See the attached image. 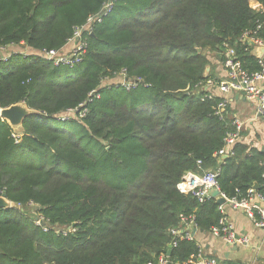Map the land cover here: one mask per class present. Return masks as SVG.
Instances as JSON below:
<instances>
[{
	"label": "trees",
	"instance_id": "16d2710c",
	"mask_svg": "<svg viewBox=\"0 0 264 264\" xmlns=\"http://www.w3.org/2000/svg\"><path fill=\"white\" fill-rule=\"evenodd\" d=\"M106 1L0 0V47L13 50L0 61V109L23 104L34 112L18 143L0 118V197L16 206L0 210V264H146L167 255L181 214L210 233L221 219L215 201L200 204L177 190L187 173L202 174L198 162L218 172L228 199L254 186L264 198V152L237 142L233 155L218 159L232 112L216 115L222 99L194 88L212 79L208 53L222 62L224 44L248 72L259 71L239 43L259 18L252 0H115L84 36L79 65L14 53L21 45L63 49ZM120 73L137 85H103ZM94 92L99 98L88 102ZM85 103L82 119L61 120ZM32 213L52 230L43 232ZM69 227L74 233L55 232ZM197 251L195 241H180L169 263Z\"/></svg>",
	"mask_w": 264,
	"mask_h": 264
},
{
	"label": "built area",
	"instance_id": "2783aa9c",
	"mask_svg": "<svg viewBox=\"0 0 264 264\" xmlns=\"http://www.w3.org/2000/svg\"><path fill=\"white\" fill-rule=\"evenodd\" d=\"M115 0H107L101 10L87 18L84 25L73 29V35L68 40L66 45H69V50L61 49L56 50H43L41 52H34L26 48L25 46H19L21 51H14V53L20 52L24 57L35 55L44 61L51 62L55 66H66L69 68L79 65L85 54L87 43L84 38L85 35L91 34L95 25L101 24L112 12ZM251 8L259 15L256 21L255 27L252 30L245 31L239 38V43L245 47L246 51L253 56L259 66V71L250 73L246 70L240 62L237 52L234 47L224 44V51L222 53L223 60L221 65L224 70L225 77L221 81L214 79H207L203 83H199L194 88L203 90L207 99H213L219 97L222 99L218 105L216 115L223 117L225 110L228 107L230 95H240L242 98L251 105L257 116L264 118V52L261 54L260 50H264V6L259 5L256 2H251ZM13 51L11 48L7 49L0 47V61L6 62L9 58V52ZM19 54V53H18ZM118 76H122V84L126 90H130L137 85V81H126L124 74L120 73ZM99 98V94L96 92L90 94L88 102H91L93 98ZM84 105H81V109L69 110L62 121L68 119L83 118L86 112ZM1 110V109H0ZM2 119V118H1ZM233 131L228 133L224 139V146L215 155L218 159L233 155L232 149L237 142H241L242 131L244 123L237 117L232 118ZM13 139L15 143L20 140V133L13 131ZM198 171L200 173H187L177 185V190L180 194L193 196L198 203L202 204L209 198V194L213 190L220 192V196L226 199V203L219 207L221 213V219L217 227L213 228L210 232L215 237L222 238L228 246L235 244L247 245L248 239L246 237L237 238L233 230L232 225L228 222L225 207L229 206L236 211H242L245 215L254 223L257 228L264 229V198L257 194L254 189H250L247 195L241 199L231 198L228 199L219 189L216 182L218 172L210 170H204L201 162L197 163ZM33 206V204H29ZM20 208V206H17ZM34 224L42 229L43 232H49L52 227L48 221L45 220L40 214H34ZM196 228L195 218L193 215L179 216V225L176 228L169 230L171 238V249L176 248L180 241L194 242L193 229ZM198 230V229H197ZM57 234L66 236L67 234L74 233V228H62L56 229ZM168 255H160L156 260L150 261L146 264H170ZM177 264H223L214 259L206 256L198 245V251L191 255L185 262Z\"/></svg>",
	"mask_w": 264,
	"mask_h": 264
},
{
	"label": "crops",
	"instance_id": "0c3cea01",
	"mask_svg": "<svg viewBox=\"0 0 264 264\" xmlns=\"http://www.w3.org/2000/svg\"><path fill=\"white\" fill-rule=\"evenodd\" d=\"M69 45L63 49L69 50ZM212 79L221 81L225 74L222 65L212 70ZM228 107L233 117L244 123L241 142L264 152V118L256 115L254 108L240 95H230ZM264 205V204H263ZM228 222L238 238L246 237L247 245L228 246L222 238L197 230L194 240L201 246L204 254L223 264H264V229L257 228L242 211L225 207Z\"/></svg>",
	"mask_w": 264,
	"mask_h": 264
},
{
	"label": "water",
	"instance_id": "95a60500",
	"mask_svg": "<svg viewBox=\"0 0 264 264\" xmlns=\"http://www.w3.org/2000/svg\"><path fill=\"white\" fill-rule=\"evenodd\" d=\"M252 3L255 2V0L251 1ZM199 51V50H198ZM264 52L263 49L260 50V53L262 54ZM209 68L205 71V77L208 75ZM127 81V79H126ZM34 112L29 110L25 105L18 104L11 106L7 109H1L0 110V118L5 120L8 125L12 128L13 131L16 133H21L22 124L24 119L27 117L33 115ZM222 159H226V157H223ZM254 190L257 189L256 186L253 187ZM209 198L214 200L217 206H222L226 203V199L220 196V192L217 190H213L209 194ZM16 207L15 204L9 202L5 196L0 197V210H6L10 208ZM197 232V229H193V235ZM238 238V237H237ZM171 254V246L168 247L167 255L170 256Z\"/></svg>",
	"mask_w": 264,
	"mask_h": 264
},
{
	"label": "rangeland",
	"instance_id": "374dc122",
	"mask_svg": "<svg viewBox=\"0 0 264 264\" xmlns=\"http://www.w3.org/2000/svg\"><path fill=\"white\" fill-rule=\"evenodd\" d=\"M208 57L210 59V62H211V68L212 70L215 69V67L217 66H221V62H220V56L215 53V52H210L208 53ZM122 76H117L115 79L113 80H106L103 85L104 86H107V87H110V86H118V85H121L122 84ZM30 211V210H29ZM35 213H32L31 214V217L34 218V215Z\"/></svg>",
	"mask_w": 264,
	"mask_h": 264
}]
</instances>
